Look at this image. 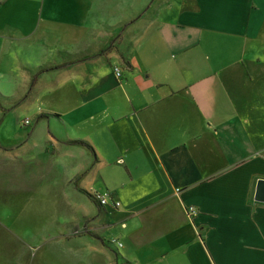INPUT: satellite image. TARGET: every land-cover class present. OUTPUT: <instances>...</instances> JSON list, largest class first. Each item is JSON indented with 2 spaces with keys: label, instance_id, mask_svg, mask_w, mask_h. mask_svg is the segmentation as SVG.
Listing matches in <instances>:
<instances>
[{
  "label": "crops",
  "instance_id": "1",
  "mask_svg": "<svg viewBox=\"0 0 264 264\" xmlns=\"http://www.w3.org/2000/svg\"><path fill=\"white\" fill-rule=\"evenodd\" d=\"M154 1L0 0V264H264V1Z\"/></svg>",
  "mask_w": 264,
  "mask_h": 264
},
{
  "label": "rangeland",
  "instance_id": "2",
  "mask_svg": "<svg viewBox=\"0 0 264 264\" xmlns=\"http://www.w3.org/2000/svg\"><path fill=\"white\" fill-rule=\"evenodd\" d=\"M30 1H32L31 3H33L32 8H34L37 5L35 2H37V3L41 2L42 3L43 0H30ZM158 1H161V0H155L154 6L156 5V3ZM41 3L39 4L40 8L42 6ZM151 11H154V10H151ZM138 24H139V22L135 26H137ZM22 70H24V68L21 66L20 76L23 75ZM37 71H39V69ZM40 73H42V72H40ZM37 74H39V72ZM10 103L11 102H5L6 105H9L7 107H10V110L5 112V113L2 112V115L0 116V120H2V118H5V121H6L4 128L0 129V137L6 136V135H12V134H10L11 132L17 133L18 129H19L18 128L19 123L24 124V121L27 118H29V117H26L28 114H30L29 111H32L30 99L27 100L26 98H22V99L17 100V102L15 104H14V102H12V104H10ZM37 103H38V101H37ZM4 114H6V115L3 117ZM29 119L31 121V118H29ZM36 121H37V119H36ZM31 124H32V122H31ZM24 125L20 126V128L21 129L25 128ZM15 137H17V134L15 135Z\"/></svg>",
  "mask_w": 264,
  "mask_h": 264
},
{
  "label": "built area",
  "instance_id": "3",
  "mask_svg": "<svg viewBox=\"0 0 264 264\" xmlns=\"http://www.w3.org/2000/svg\"><path fill=\"white\" fill-rule=\"evenodd\" d=\"M121 68L120 67H117L115 69V74L117 77H120L122 75L121 73ZM24 124L25 125H30L31 124V121L29 118H27L25 121H24ZM111 195L109 192H106V191H103V192H98L94 199L102 206H107V205H114V206H120V202L119 201H114V200H111L110 199ZM199 213V210L197 208H195L194 206H191L188 208V214L190 216V218H193L195 217L196 215H198Z\"/></svg>",
  "mask_w": 264,
  "mask_h": 264
},
{
  "label": "water",
  "instance_id": "4",
  "mask_svg": "<svg viewBox=\"0 0 264 264\" xmlns=\"http://www.w3.org/2000/svg\"><path fill=\"white\" fill-rule=\"evenodd\" d=\"M256 200L264 202V179L259 180L257 191H256Z\"/></svg>",
  "mask_w": 264,
  "mask_h": 264
},
{
  "label": "trees",
  "instance_id": "5",
  "mask_svg": "<svg viewBox=\"0 0 264 264\" xmlns=\"http://www.w3.org/2000/svg\"><path fill=\"white\" fill-rule=\"evenodd\" d=\"M72 63H68V64H66V65H71ZM37 77V76H36ZM36 79V78H35Z\"/></svg>",
  "mask_w": 264,
  "mask_h": 264
}]
</instances>
